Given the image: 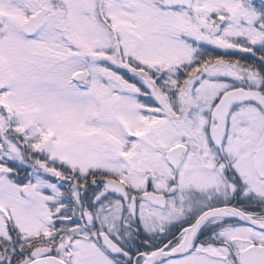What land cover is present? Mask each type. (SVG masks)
Returning a JSON list of instances; mask_svg holds the SVG:
<instances>
[{
    "label": "snow or ice",
    "instance_id": "obj_1",
    "mask_svg": "<svg viewBox=\"0 0 264 264\" xmlns=\"http://www.w3.org/2000/svg\"><path fill=\"white\" fill-rule=\"evenodd\" d=\"M0 264H264V0H0Z\"/></svg>",
    "mask_w": 264,
    "mask_h": 264
}]
</instances>
